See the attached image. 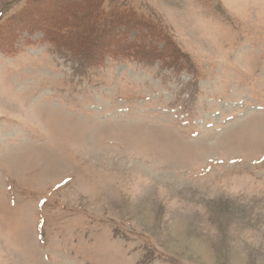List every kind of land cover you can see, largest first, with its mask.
<instances>
[{
	"label": "rangeland",
	"instance_id": "obj_1",
	"mask_svg": "<svg viewBox=\"0 0 264 264\" xmlns=\"http://www.w3.org/2000/svg\"><path fill=\"white\" fill-rule=\"evenodd\" d=\"M96 4L173 66L72 52ZM0 264H264V0H0Z\"/></svg>",
	"mask_w": 264,
	"mask_h": 264
},
{
	"label": "trees",
	"instance_id": "obj_2",
	"mask_svg": "<svg viewBox=\"0 0 264 264\" xmlns=\"http://www.w3.org/2000/svg\"><path fill=\"white\" fill-rule=\"evenodd\" d=\"M69 9V6H66ZM72 7V6H70ZM80 8L77 9L76 8ZM92 15L87 14L83 7L73 6L72 11L81 12L79 13L80 17L87 18L86 16H92L91 20L80 19V21L76 22L74 27V32L68 31V45L71 47L74 46L72 52H79L84 57L88 58V61L93 65H99L103 60L102 57L104 55L108 56H127V57H135L137 59H159L171 61L170 65L174 64L177 60L176 51L170 48L169 41L166 40L165 37L162 38L158 33L148 34L156 38L157 43H162L161 47H158L157 44H152L151 42L145 43L144 41H136L137 36H134L133 40H127V38L122 35V37L118 36L115 33H112L113 30L116 29L117 26H123L126 28V18H132L133 14L127 12L122 14L119 10H114L109 13V16L106 20L104 18V23L99 21L100 15H103V11L100 10L99 6L94 5ZM71 9V8H70ZM108 15V14H107ZM134 24H140L138 21H132ZM131 22V23H132ZM50 28L45 27L44 25H38V30H41L46 39L58 43L59 37L55 35V31H62L63 22L56 21L55 19L48 22ZM146 27V26H145ZM70 29L71 28H65ZM77 30V31H76ZM109 31V32H108ZM110 33V34H109ZM150 36V37H151ZM169 47V49L167 48ZM173 66V65H172Z\"/></svg>",
	"mask_w": 264,
	"mask_h": 264
}]
</instances>
